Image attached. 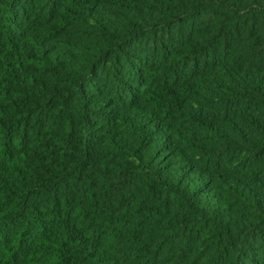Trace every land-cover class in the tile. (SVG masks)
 <instances>
[{
    "label": "trees",
    "instance_id": "16d2710c",
    "mask_svg": "<svg viewBox=\"0 0 264 264\" xmlns=\"http://www.w3.org/2000/svg\"><path fill=\"white\" fill-rule=\"evenodd\" d=\"M0 264H264V0H0Z\"/></svg>",
    "mask_w": 264,
    "mask_h": 264
}]
</instances>
